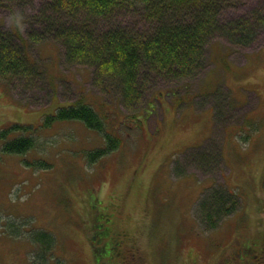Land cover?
Here are the masks:
<instances>
[{"label": "rangeland", "instance_id": "rangeland-1", "mask_svg": "<svg viewBox=\"0 0 264 264\" xmlns=\"http://www.w3.org/2000/svg\"><path fill=\"white\" fill-rule=\"evenodd\" d=\"M237 1L220 13L232 28L210 41L196 75L150 76L120 102L90 68L64 62L54 41H23L44 72L30 86L0 77V126H35L23 157L0 154V264H29L38 229L53 234L63 264H127L115 250L129 247L143 264H264V20L257 33L242 27L255 7L264 16V0ZM26 6L21 16L33 12ZM9 15L0 7L2 29ZM78 101L103 116L116 148L88 157L106 145L99 130L40 125ZM213 184L234 210L210 228L197 204Z\"/></svg>", "mask_w": 264, "mask_h": 264}, {"label": "trees", "instance_id": "trees-1", "mask_svg": "<svg viewBox=\"0 0 264 264\" xmlns=\"http://www.w3.org/2000/svg\"><path fill=\"white\" fill-rule=\"evenodd\" d=\"M237 3V0H0V7L9 12L10 19L28 4L33 10L27 17L18 13L21 23L16 25L11 19L9 30L0 26V77L9 87L15 80L27 86L41 81V68L22 50L20 32L24 29L26 41L53 39L62 50L64 62L90 67L93 84H106L118 98L128 100L141 95L143 81L150 76L175 81L196 75L204 66L210 41L232 28L230 22L219 18L220 13L226 6ZM249 14L242 27L251 26L249 31L256 32L252 26L264 20L262 7H255ZM52 120H80L99 131L104 129L101 116L81 102L59 106L53 114L44 116L40 125ZM34 129V125L18 122L0 126V154L23 157L35 146ZM105 138L106 145L87 153L88 157L105 153L118 144L116 137L107 134ZM199 209L208 227H213L217 219L234 210V203L219 187H214L199 203ZM29 238L34 244L29 264H63L54 255V236L50 231H31ZM119 251L115 253L127 256V264H143L137 262L136 249Z\"/></svg>", "mask_w": 264, "mask_h": 264}, {"label": "clouds", "instance_id": "clouds-1", "mask_svg": "<svg viewBox=\"0 0 264 264\" xmlns=\"http://www.w3.org/2000/svg\"><path fill=\"white\" fill-rule=\"evenodd\" d=\"M11 19L16 25H19L21 23V18L18 13H13ZM6 22L7 21H0V23H6Z\"/></svg>", "mask_w": 264, "mask_h": 264}]
</instances>
